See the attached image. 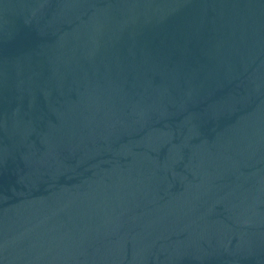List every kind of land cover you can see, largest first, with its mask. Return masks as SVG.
Masks as SVG:
<instances>
[{
  "label": "water",
  "instance_id": "95a60500",
  "mask_svg": "<svg viewBox=\"0 0 264 264\" xmlns=\"http://www.w3.org/2000/svg\"><path fill=\"white\" fill-rule=\"evenodd\" d=\"M0 264H264V0H0Z\"/></svg>",
  "mask_w": 264,
  "mask_h": 264
}]
</instances>
